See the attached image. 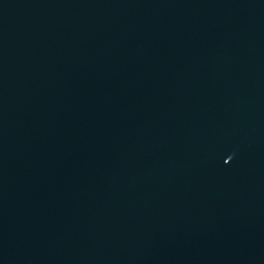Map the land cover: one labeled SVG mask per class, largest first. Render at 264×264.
Masks as SVG:
<instances>
[{"label":"water","instance_id":"1","mask_svg":"<svg viewBox=\"0 0 264 264\" xmlns=\"http://www.w3.org/2000/svg\"><path fill=\"white\" fill-rule=\"evenodd\" d=\"M0 264H264V0H0Z\"/></svg>","mask_w":264,"mask_h":264}]
</instances>
